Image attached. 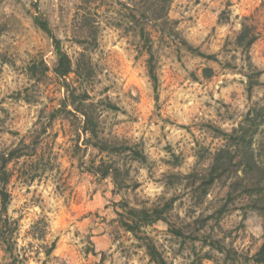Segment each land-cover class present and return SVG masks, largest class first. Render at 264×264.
<instances>
[{
	"label": "rangeland",
	"instance_id": "obj_1",
	"mask_svg": "<svg viewBox=\"0 0 264 264\" xmlns=\"http://www.w3.org/2000/svg\"><path fill=\"white\" fill-rule=\"evenodd\" d=\"M142 9L143 0H0V154L16 148L5 167L9 220L0 233L14 234L15 264H153L143 240L114 219L113 202L120 198L134 207L173 199L166 214L183 235L163 222L139 233L151 237L170 264L203 256L210 240L248 255L262 240L264 217L252 211L246 195L226 194L230 179L203 195L200 179L186 176L200 178L226 142L221 132H230L249 109L264 103V0H173L170 25L203 55L186 50L168 29L158 31ZM33 15L47 18L72 58H89L93 76L68 80L75 86L82 81L98 103L104 139L142 149L145 161L112 156L137 187L112 192L109 178L87 170L99 154L85 150L82 137L77 140V120L72 124L71 117L55 112L64 96L60 80L51 73L27 74L30 63L52 66L55 60L52 39ZM242 26L255 35L247 50L236 45ZM142 29L153 38L156 92ZM248 78L258 82L250 90ZM108 102L116 107L105 108ZM43 228L42 239L32 237ZM211 254L203 264H220L225 253ZM6 262L0 250V264Z\"/></svg>",
	"mask_w": 264,
	"mask_h": 264
},
{
	"label": "trees",
	"instance_id": "obj_2",
	"mask_svg": "<svg viewBox=\"0 0 264 264\" xmlns=\"http://www.w3.org/2000/svg\"><path fill=\"white\" fill-rule=\"evenodd\" d=\"M172 1L173 0H143L144 9L140 10V12L144 16H148V13H150L148 17L156 23L155 25L158 31L163 33V31L168 29L167 34L171 38L179 39V43L184 45L186 50L203 55L198 48L192 46L180 35L174 25H170L167 11ZM128 9L132 12L130 6H128ZM131 14L130 16L133 17ZM32 20L40 30L52 39L55 60L52 66H48L43 60L32 62L27 66V74L31 77H35L36 73L39 72L41 77L51 73L57 80H60V86L64 91V96L59 102V106L55 108V112H63L66 118L68 116L71 117L72 124L77 120L79 124V128L78 126L76 127L77 140L82 137V144L85 150L91 147L96 149L99 154L97 161L93 159L89 161L87 170L101 179L109 178L114 189L112 192L120 191L125 188L137 187L136 182L131 183L127 167H123V164H119L112 156H115L116 153H124L132 160L145 161V154L138 144H116V142L112 140L109 141L104 139L100 134L99 126L101 120L98 111V103L90 95L88 89L84 85H81L84 81L89 80L94 73L89 58L83 53H79L78 56L72 58L63 49L60 40L54 36L47 18H44L42 15H33ZM139 36L145 42L146 52L148 54L146 59L147 73L153 85L154 92H156L157 75L152 45L153 38L152 35L144 29L140 31ZM235 39L237 46L247 50L254 42L255 35L252 34L246 26H242ZM204 71L207 77L210 76V69H205ZM70 76L77 79L80 78L83 82L78 80L80 81V85L75 86L68 80ZM256 83H258L256 80L253 82L251 78H248L247 89L250 90L252 85ZM103 105L105 108L116 107L112 106L110 102ZM263 125L264 103L260 106L254 105L249 109L242 121L233 127L230 132H221L224 134L226 142L216 149L208 167L200 178H198L197 173H190L186 177L189 179L194 178V180L200 179L198 188L203 195L208 193L212 184L224 179H230L229 183H227L229 189L226 194H228V196H231L232 193H236V195H246L252 211L264 217V137L258 138L260 128ZM42 130L46 131V128L44 127ZM78 148L81 147L78 145ZM15 151L16 148L6 154H0L1 229L9 220L7 214L9 194L6 190L8 173L5 167L14 157ZM231 173L233 176L230 175ZM172 203V198L166 200L162 206L155 205L149 207L130 206L123 198L113 202V211L116 215L114 219L119 222L125 231L130 232L137 239L143 240L145 252L153 264L170 263L163 257L151 237L139 236V233H144L143 228L147 226L156 222H163L171 233L176 236H182L181 230L173 227L166 214L167 211L172 208ZM221 211L222 208L219 209L217 213ZM196 222H199V220ZM203 223L204 222H201L200 227ZM0 235L2 237L0 239V250L7 256L6 264H15L17 255L14 253L13 245L16 241L12 230L8 238H5L6 236L3 233H0ZM44 236L43 228L41 232L34 233L32 237L35 239H42ZM12 238L13 243H9ZM196 239L199 240V238H194V240ZM222 245L220 240H210L208 244L209 249L204 252L203 256L199 258L196 256L189 264H203V259H213L211 249L226 254H224V257L220 260V264H264V232L260 244L250 255L246 254L247 252L245 254L239 252L233 246L223 248ZM54 247L55 241H52L50 246L46 248L44 254L48 256ZM230 252H232L233 255H231Z\"/></svg>",
	"mask_w": 264,
	"mask_h": 264
}]
</instances>
